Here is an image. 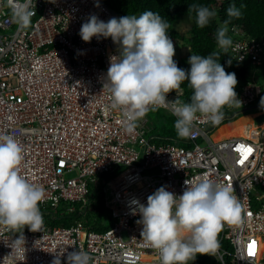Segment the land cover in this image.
I'll list each match as a JSON object with an SVG mask.
<instances>
[{"label":"built area","instance_id":"obj_1","mask_svg":"<svg viewBox=\"0 0 264 264\" xmlns=\"http://www.w3.org/2000/svg\"><path fill=\"white\" fill-rule=\"evenodd\" d=\"M16 2L0 0V135L16 133L24 148L20 172L42 186L45 197L41 232L26 227L23 244L14 247L20 233L0 226V264H52L64 253L67 264V254L76 250L86 252L91 264H161L159 253L142 240L141 217L132 214L130 201L146 205L162 186L182 195L186 180L203 179L230 187L242 204L241 222L224 224L212 258L219 264H264V123L248 125L241 137L213 139L230 112L261 99L264 36L228 27L233 45L227 52L252 66L237 92L243 106L225 107L228 113L215 125L198 114L191 134L170 142L148 136V120L137 121L132 133L125 130L122 112L111 108L104 87L117 45L111 38L85 42L80 36L92 14L105 22L121 17L114 9L104 0H33L36 15L25 28L13 19ZM216 49L223 51L217 43ZM159 109L173 115L170 107ZM99 196L114 220L104 232L87 219ZM67 219L74 222L59 224Z\"/></svg>","mask_w":264,"mask_h":264},{"label":"clouds","instance_id":"obj_2","mask_svg":"<svg viewBox=\"0 0 264 264\" xmlns=\"http://www.w3.org/2000/svg\"><path fill=\"white\" fill-rule=\"evenodd\" d=\"M11 11L15 22L25 28L36 15L33 0H24L23 3L17 0ZM188 11L196 13L200 28L209 25L217 16L215 10L203 5L192 4ZM241 15L240 8L230 5L228 19L215 33L216 43L224 52L233 45L228 25L231 19ZM169 28L170 24L153 11H144L139 16L112 17L107 22L92 14L81 26L83 41L91 42L94 37L111 38L117 45L119 55L110 57L104 87L111 94V108L122 112V123L128 133L135 130L137 121L149 111L161 107H170L176 117L174 126L178 135L187 137L194 121L199 118L198 114L215 125L224 119L225 107L243 106L235 91L237 76L234 72H226L218 62L219 53L213 52L206 57L192 54L188 60L190 70L178 66ZM185 81L194 90L190 102L181 99ZM173 92L176 99L169 100L168 96ZM260 107L264 110V97L260 100ZM228 116L229 119L233 117L231 112ZM220 126L216 132L224 125ZM23 159L24 148L16 133L0 135V226L20 233L13 242L14 247L25 242L23 232L26 227L35 233L41 232L43 226L39 205L44 200L45 191L21 174ZM130 204L132 214L141 217L137 223L142 227L140 235L144 244L159 253L161 264H188L198 254H214L218 246L216 237L224 224L241 222L242 204L232 189L210 179L199 183L186 180L182 195L162 186L147 197L146 205L138 199L131 200ZM64 255H56L52 264H63ZM67 264H91V257L76 250L67 254Z\"/></svg>","mask_w":264,"mask_h":264},{"label":"trees","instance_id":"obj_3","mask_svg":"<svg viewBox=\"0 0 264 264\" xmlns=\"http://www.w3.org/2000/svg\"><path fill=\"white\" fill-rule=\"evenodd\" d=\"M104 2L114 9L120 16H139L144 11H153L159 13L170 24V28L168 29L170 38L176 40H182L184 37L175 28V24L181 19L183 20L184 18H189L192 23V27L189 32L191 38L188 41V44L185 42L183 44L189 47L190 56L195 54L206 57L213 52H217L219 53L218 62L224 66L226 72H234L237 76L238 85L235 91L239 92L241 85L247 82L248 75L252 69L251 64L249 62L239 63L234 60L228 52L217 51L215 33L220 27L221 23L225 19H228L227 9L229 6L235 4L237 8H240L242 15L239 18L231 19L228 27L237 25L241 27L244 32H246V35H250L254 38H262L264 36V0H104ZM192 4L207 6L210 9L215 10L217 16L211 20L209 25L205 26L204 28H200L196 23V13L194 11H188ZM241 5H243L242 8ZM229 61H231V65H229ZM177 64L180 68L185 70H190L191 68L189 63L177 62ZM259 75H264V69L259 71ZM182 88L184 90L182 100L184 102H190L194 90L190 87L187 81L182 84ZM262 89L263 91L261 98L264 97V84H262ZM236 112V114L232 113L233 117L231 119H226L227 121L224 120L225 122L223 125L229 122L234 123L223 130L226 133L225 135L223 134L219 136L218 140L231 135L247 134L248 127L246 126L253 124L254 116H247L240 119L242 116H244V114H242L240 109H238ZM168 118L171 120V124L168 123L162 125L158 134L154 135L157 137L166 138L170 142H174V140L179 138H185L179 136L175 129V117L171 114H168ZM223 131L221 130V132L218 134H221ZM152 132L155 133V129H152ZM93 207L94 212L87 216V219L93 229L98 232H104L110 229L114 225V220L111 217L110 211L105 207L104 200L101 196L94 199ZM73 222L74 219H67L66 221L64 220L60 223H57H63L64 226H69ZM188 264L219 263L216 262V260H214L210 254H198L196 259L189 261Z\"/></svg>","mask_w":264,"mask_h":264},{"label":"rangeland","instance_id":"obj_4","mask_svg":"<svg viewBox=\"0 0 264 264\" xmlns=\"http://www.w3.org/2000/svg\"><path fill=\"white\" fill-rule=\"evenodd\" d=\"M191 27H192V23L189 18H184L183 20L181 19L175 24V28L184 37V39L178 40L175 46L176 55L174 56V60L176 62L188 63V60L190 58V49L188 46L184 45L183 43L185 42L186 44H188V41L191 38V35L189 33ZM259 82L261 84H264V77H260ZM260 100L257 103H255V105L251 106L249 110L242 112L244 116L241 117L244 118L248 114L260 113L261 116L257 117L254 121L256 126L260 125L261 123H264V110H262L260 107ZM237 110L238 109H236V111ZM145 120H148L147 127L145 128L148 136L150 134H158V132L161 130L162 125L168 123L171 124V120L168 118V114L160 109H157L155 111H149L144 118L138 121V123H143ZM152 129L153 130L155 129V133L152 132Z\"/></svg>","mask_w":264,"mask_h":264},{"label":"bare ground","instance_id":"obj_5","mask_svg":"<svg viewBox=\"0 0 264 264\" xmlns=\"http://www.w3.org/2000/svg\"><path fill=\"white\" fill-rule=\"evenodd\" d=\"M230 125H232V124H229V125H225V126H223L221 129H219L218 130V132H216L215 134H214V136H213V139L214 140H216V141H219L217 138L219 137V136H221V135H225V133L226 132H224L223 130H225V128L226 127H229ZM221 130L223 131L221 134H218L219 132H221ZM229 132V131H228ZM227 132V133H228ZM243 134H238V135H231L232 137H241ZM231 136H229V137H231ZM263 248H264V244H263Z\"/></svg>","mask_w":264,"mask_h":264},{"label":"crops","instance_id":"obj_6","mask_svg":"<svg viewBox=\"0 0 264 264\" xmlns=\"http://www.w3.org/2000/svg\"><path fill=\"white\" fill-rule=\"evenodd\" d=\"M259 116H261V114L259 113V114H256V115H254V117H259ZM229 124H232V123H229ZM229 124H227V125H229ZM225 126V125H224ZM241 127V126H240ZM218 132V131H217ZM223 138H228V137H223Z\"/></svg>","mask_w":264,"mask_h":264}]
</instances>
